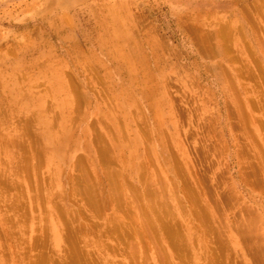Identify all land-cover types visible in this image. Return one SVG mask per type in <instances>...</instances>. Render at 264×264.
Segmentation results:
<instances>
[{"label": "rangeland", "instance_id": "obj_1", "mask_svg": "<svg viewBox=\"0 0 264 264\" xmlns=\"http://www.w3.org/2000/svg\"><path fill=\"white\" fill-rule=\"evenodd\" d=\"M236 109L262 154L242 164ZM180 110L226 144L214 159L234 208L190 203ZM249 164L264 165V0H0V264H156L159 240L118 225L148 218L150 200L190 233L172 264H264V172L244 182ZM233 209L254 222L260 260Z\"/></svg>", "mask_w": 264, "mask_h": 264}, {"label": "bare ground", "instance_id": "obj_2", "mask_svg": "<svg viewBox=\"0 0 264 264\" xmlns=\"http://www.w3.org/2000/svg\"><path fill=\"white\" fill-rule=\"evenodd\" d=\"M232 94H233V97H232ZM228 97H229V99H232V101H234L235 105L240 106L239 98L237 97V94H235V92L233 90H232V92L229 93ZM253 104L255 105L254 101H253ZM229 107L231 109V106H229ZM180 111H182V113H183V114L181 113L180 116H182V117L185 116V121L186 122L189 121V122H187L186 130L183 133V138H184L185 142L187 143V146H188L190 153H192V155L194 156L193 157V163L195 166H194V169L187 170V172L185 173L184 176L181 173L184 170L180 171L178 169V167L176 168V173L180 175L181 179L183 180V185H184L185 189L189 192L190 203H192V205L194 204L195 207L199 204H202L205 206H208L210 204H214L217 207L219 206L221 209H223V207H225V206L230 207V208H234L235 204L231 202V198L234 196V193L232 192L231 189L226 190L225 189L226 187L224 186V183H225L224 180L227 181V178L224 176L226 169L223 167V164L220 162V160L215 161V159H214L215 155L223 152L224 146H225V150H226V147H227L226 144L224 143V145H223V143H222L223 141L221 139L216 141V142L208 139L207 136H208V130L210 129V125L206 122H201V123L197 122L196 123V125H197L196 129H193L191 123H195V122L189 120L188 115H186V113H184L183 110H180ZM239 111L240 110H238V109L235 110L234 119L236 118L237 121L234 124H232L231 127L235 128V129L239 128L242 131V135L239 136L238 134H236L237 137L235 136L236 139L234 141V145L236 146L237 159H238L239 163L242 164L243 163V160H242L243 155L247 156V152H250V151L254 152V154L255 155L257 154L258 157H260L262 154H261V152L259 154V144L257 143L255 136L253 135L254 130L251 129L252 128L251 125H254V122L251 120L249 115L242 114V117H241V114ZM231 114H232V112L229 111L228 115H231ZM248 118L251 120V124L248 123ZM242 139L245 141H242ZM162 152H164V146L163 145H162ZM47 153H48V151H47ZM171 155H172L173 161H175L176 155L173 152L171 153ZM107 157H108L107 148H105V147L100 148L99 152H98V158L99 159L103 158L105 160ZM217 164L218 165L221 164L222 167H216ZM172 168H175V167L172 166ZM248 168H250L249 171L245 172L244 167H243V171H242V174L246 177V178L243 177V181L246 183L248 182V179L250 176L255 177V176H257V172H259V171L264 172V170H263L264 165H263V169L260 167L259 171L257 170V172H256L255 167H253L252 164H249ZM214 169H215V171H213ZM217 170H218L219 174H218ZM145 174H146V172H145ZM113 175L111 172L106 171V178L108 179L109 183L115 187L116 184L118 183L116 180L117 175L116 176L115 175L113 176ZM222 175H223V177H222ZM247 176H248V178H247ZM111 179H112V182H111ZM160 186H161V184H160ZM229 188H230V186H229ZM144 192H146V194L150 197V199L154 198V197L152 198L150 196L149 192L146 191L145 189H144ZM94 198H95V196L91 200L93 201ZM66 210L67 209H65V211ZM148 211L151 213V215L148 216V218L146 217L145 220L143 219L140 222H137V220L135 219L136 220V221L134 220L135 222H132V223L128 222L127 226L125 225V224H127L126 221H124V222L119 221L120 224L118 223V225L121 226V224H123L124 227L121 226V228L123 227L124 229H125V227L126 228L129 227V229L132 233V236L134 235V237H137V238L143 237L144 238L145 236L149 235L150 239L153 240L152 242H155V240H157V239L159 240V243H160L159 247L156 246L154 243V245H155L154 247L157 248V253H158L156 264H172L171 261H169V259H174V258H179V260L181 261V256L183 254L182 253L183 252V249H182L183 243L186 240V238L190 237V235H188L190 233L187 231L186 234H184V235L181 234V232H180L181 226H178L179 228L176 227L177 223L175 224L173 222L174 219H170L172 221L171 222L166 217H163V216H166L165 214L168 215L170 212L167 213L168 211L167 212L165 211L166 213L163 214L161 212L162 211L161 208H159L153 204V200H150V202H149ZM161 214H163V215H161ZM201 216L205 219L207 218L206 217L207 214L204 215V213L203 214L201 213ZM171 217H173V216H171ZM131 218H129V219H131ZM229 223L233 225L235 233L239 235V238L241 237L243 239V242L246 241V242H244L243 247L245 245L246 250H248L249 252L251 251L250 254L251 253L252 254L251 255L249 254V255L252 258L253 255H255V253L257 252L256 246L258 243V240H257L258 236L256 233V229L254 228V226L252 224L254 222L252 220H250V222H249V220H247L245 217L240 216L239 211H237L236 209H233ZM232 225H231V227H232ZM117 226H115V228ZM62 228H63V230L65 229V227H63V225H62ZM70 228H72V227H70ZM175 228H178V229H175ZM69 229H67V231ZM116 229L119 230V227ZM124 229H123V231H124ZM72 230H74V229L72 228ZM72 230L68 231V235H67L68 237L66 236L68 238V240L73 239V237L74 238L76 237V236H74L75 232ZM57 231L59 233V228L57 229ZM120 231L122 233V229ZM121 233H119V234H121ZM128 233L127 232L125 233V231H124V235L128 234ZM63 234H64V232H63ZM124 235H122V237ZM64 236H65V234H64ZM56 238H58V236ZM67 238H65V239H67ZM74 241H75V239H74ZM141 241H142V238H141ZM163 242H165V244H163ZM217 242H219V241H217ZM116 245L118 246L117 243H116ZM121 245H123V246H121L123 249V247L125 246L124 241H123V244L121 242ZM119 247H120V245H119ZM123 250L125 252V249H123ZM120 251L123 252L122 250H120ZM117 252H119V250H117ZM246 253H248V252H246ZM220 254H222V253H220ZM260 254H263V251H262V253L259 252V254H256V255H259V258L255 255V258L257 257V259L253 258L254 259L253 261H258V259L260 260V258L262 256V255L260 256ZM224 255H226V254H224ZM40 256H41V258H40ZM40 256H39V258L43 259L42 255H40ZM72 257L74 259L78 258V256H76V255L75 256L72 255ZM39 258H37V259L39 260ZM262 259H263V257H262ZM250 260H252V259H250ZM61 261H63V263H65L67 260L65 261V260L61 259ZM61 261H59L58 264H60ZM30 262H31V260L29 261L28 264H36L37 261L35 262V260H34V263L33 262L30 263ZM39 262L40 261H38L37 264H42L43 260H42V263L41 262L39 263ZM135 262H136V260H135ZM224 262L226 264V260H224ZM258 262H257L258 264H261L263 262V260L258 261ZM55 264H57V263H55ZM65 264H71V263L68 261ZM181 264H183V263H181Z\"/></svg>", "mask_w": 264, "mask_h": 264}]
</instances>
